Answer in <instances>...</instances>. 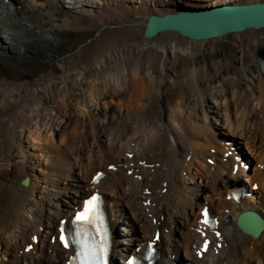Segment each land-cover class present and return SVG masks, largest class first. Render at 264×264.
<instances>
[{
    "label": "bare ground",
    "instance_id": "1",
    "mask_svg": "<svg viewBox=\"0 0 264 264\" xmlns=\"http://www.w3.org/2000/svg\"><path fill=\"white\" fill-rule=\"evenodd\" d=\"M251 1L0 0V264H65L60 220L94 191L124 226L115 264L156 231L159 264H264V229L235 221L264 220V28L142 36L151 14Z\"/></svg>",
    "mask_w": 264,
    "mask_h": 264
},
{
    "label": "water",
    "instance_id": "2",
    "mask_svg": "<svg viewBox=\"0 0 264 264\" xmlns=\"http://www.w3.org/2000/svg\"><path fill=\"white\" fill-rule=\"evenodd\" d=\"M261 28H264V1L255 0L204 8L179 7L173 12L151 14L144 22L142 36L151 39L160 33H172L190 40H208ZM26 183L27 179L21 182ZM245 217L252 223H243ZM236 224L252 237H258L264 229V220L254 212L239 214Z\"/></svg>",
    "mask_w": 264,
    "mask_h": 264
},
{
    "label": "rangeland",
    "instance_id": "3",
    "mask_svg": "<svg viewBox=\"0 0 264 264\" xmlns=\"http://www.w3.org/2000/svg\"><path fill=\"white\" fill-rule=\"evenodd\" d=\"M261 1H264V0H261ZM264 44L262 45V46H260L259 48H258V50H257V55H258V57L260 58V59H262V60H264L263 58H264ZM239 57H240V55L239 54H236L235 56H232V60H231V62H230V64L232 65V66H239L240 65V59H239ZM170 91H168V93H169ZM220 138V137H219ZM224 138H226V137H224ZM245 149V148H244ZM245 152V154L249 157V155L246 153V151H244ZM249 159L251 160V163L250 164H248V165H250V167L251 168H253L254 167V165L256 164V161H254V159L252 158V157H249ZM246 186L248 187V185L246 184ZM120 228H121V230H120ZM123 229H122V227L121 226H119V229H118V233L119 234H122L124 231H122ZM122 231V232H121ZM123 234H125V232L123 233Z\"/></svg>",
    "mask_w": 264,
    "mask_h": 264
},
{
    "label": "snow or ice",
    "instance_id": "4",
    "mask_svg": "<svg viewBox=\"0 0 264 264\" xmlns=\"http://www.w3.org/2000/svg\"><path fill=\"white\" fill-rule=\"evenodd\" d=\"M98 200V197L96 195H93L88 201L85 202V206H86V209L88 208L89 205H92L94 201H97ZM206 215V213H205ZM77 220H81V219H84V216L83 214H78L77 217H76ZM61 241L64 242L65 241V237L63 235H61L60 237ZM65 247H68V244L65 243ZM78 255H80L78 253ZM85 260L82 261V264H91V261L87 258V255L85 254Z\"/></svg>",
    "mask_w": 264,
    "mask_h": 264
},
{
    "label": "trees",
    "instance_id": "5",
    "mask_svg": "<svg viewBox=\"0 0 264 264\" xmlns=\"http://www.w3.org/2000/svg\"><path fill=\"white\" fill-rule=\"evenodd\" d=\"M264 52V51H263ZM264 59V58H263Z\"/></svg>",
    "mask_w": 264,
    "mask_h": 264
}]
</instances>
